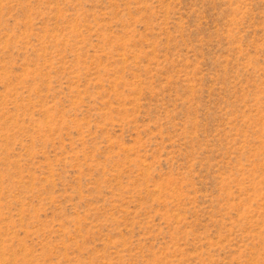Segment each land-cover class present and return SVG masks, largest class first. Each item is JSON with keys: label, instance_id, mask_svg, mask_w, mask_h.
I'll use <instances>...</instances> for the list:
<instances>
[{"label": "rangeland", "instance_id": "rangeland-1", "mask_svg": "<svg viewBox=\"0 0 264 264\" xmlns=\"http://www.w3.org/2000/svg\"><path fill=\"white\" fill-rule=\"evenodd\" d=\"M0 264H264V0H0Z\"/></svg>", "mask_w": 264, "mask_h": 264}]
</instances>
